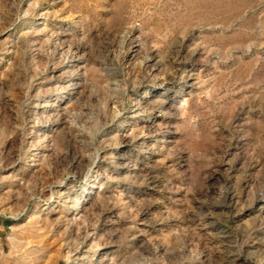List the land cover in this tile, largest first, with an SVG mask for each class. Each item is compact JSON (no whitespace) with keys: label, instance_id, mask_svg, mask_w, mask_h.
<instances>
[{"label":"rangeland","instance_id":"1","mask_svg":"<svg viewBox=\"0 0 264 264\" xmlns=\"http://www.w3.org/2000/svg\"><path fill=\"white\" fill-rule=\"evenodd\" d=\"M0 264H264V0H0Z\"/></svg>","mask_w":264,"mask_h":264}]
</instances>
